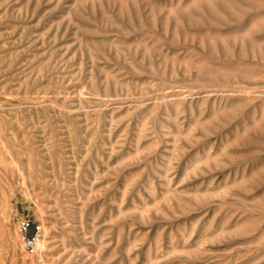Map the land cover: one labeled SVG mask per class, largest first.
I'll list each match as a JSON object with an SVG mask.
<instances>
[{
	"label": "rangeland",
	"instance_id": "1",
	"mask_svg": "<svg viewBox=\"0 0 264 264\" xmlns=\"http://www.w3.org/2000/svg\"><path fill=\"white\" fill-rule=\"evenodd\" d=\"M0 264H264V0H0Z\"/></svg>",
	"mask_w": 264,
	"mask_h": 264
},
{
	"label": "built area",
	"instance_id": "2",
	"mask_svg": "<svg viewBox=\"0 0 264 264\" xmlns=\"http://www.w3.org/2000/svg\"><path fill=\"white\" fill-rule=\"evenodd\" d=\"M18 234L21 239V243L24 242V238H26L27 241H32L34 238L37 237L38 232L40 236V250L37 251L36 249H29L27 247H23V249L31 254V255H41L43 251V243L45 239V227L44 224L41 222H33L30 219H25L22 222L18 224Z\"/></svg>",
	"mask_w": 264,
	"mask_h": 264
},
{
	"label": "clouds",
	"instance_id": "3",
	"mask_svg": "<svg viewBox=\"0 0 264 264\" xmlns=\"http://www.w3.org/2000/svg\"><path fill=\"white\" fill-rule=\"evenodd\" d=\"M40 236H39V232L36 238H34V240L32 241H27L26 238H24V242L22 243V247H27L29 249H36L37 251L40 250Z\"/></svg>",
	"mask_w": 264,
	"mask_h": 264
}]
</instances>
